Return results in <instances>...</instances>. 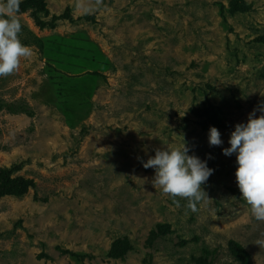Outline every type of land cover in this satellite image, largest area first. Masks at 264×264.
Wrapping results in <instances>:
<instances>
[{
	"label": "rangeland",
	"instance_id": "374dc122",
	"mask_svg": "<svg viewBox=\"0 0 264 264\" xmlns=\"http://www.w3.org/2000/svg\"><path fill=\"white\" fill-rule=\"evenodd\" d=\"M25 1L33 55L0 78V264H264V221L222 152L261 115L264 0ZM183 140L214 169L195 212L142 163Z\"/></svg>",
	"mask_w": 264,
	"mask_h": 264
},
{
	"label": "clouds",
	"instance_id": "9594fccd",
	"mask_svg": "<svg viewBox=\"0 0 264 264\" xmlns=\"http://www.w3.org/2000/svg\"><path fill=\"white\" fill-rule=\"evenodd\" d=\"M23 0H0V78L14 74L22 58L33 55L32 49L20 39L22 24L18 17ZM249 113L246 122L235 125L228 139V147L222 148L225 156L235 154V177L243 199L250 206L257 221H264V104ZM210 146H222L224 141L215 126L208 130ZM191 149L183 140L179 147L161 148L154 156L142 161L144 168L155 170L154 187L170 196L179 206L177 197L186 199L188 207L197 211V204L207 197L202 185L213 175L214 169L207 160L190 155ZM211 154L208 159H211Z\"/></svg>",
	"mask_w": 264,
	"mask_h": 264
},
{
	"label": "trees",
	"instance_id": "16d2710c",
	"mask_svg": "<svg viewBox=\"0 0 264 264\" xmlns=\"http://www.w3.org/2000/svg\"><path fill=\"white\" fill-rule=\"evenodd\" d=\"M29 7L30 6H29V4L26 1L22 2L21 5H20L19 13L26 12ZM34 20H35L36 24L41 29H43L47 25V22H45L44 20H42L39 17L38 12H35ZM199 125L204 130H209L210 126H215L217 129H222V128H226L227 127V124L224 121V117H223L222 113L220 111H210V110L205 114V119L203 121L199 122ZM3 175H4V184H2V186L7 185V184L16 186L17 182L12 181V179L9 176V171L4 172ZM24 190L25 189L19 190V191L20 192L21 191L24 192ZM0 194H1V191H0ZM231 245L233 247L234 252H236V253L238 252L239 254H243L244 257H247V253L245 252L244 248L240 244H238L236 242H232Z\"/></svg>",
	"mask_w": 264,
	"mask_h": 264
}]
</instances>
